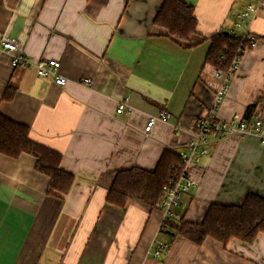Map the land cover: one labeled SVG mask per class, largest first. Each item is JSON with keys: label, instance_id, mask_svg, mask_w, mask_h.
I'll use <instances>...</instances> for the list:
<instances>
[{"label": "crops", "instance_id": "0c3cea01", "mask_svg": "<svg viewBox=\"0 0 264 264\" xmlns=\"http://www.w3.org/2000/svg\"><path fill=\"white\" fill-rule=\"evenodd\" d=\"M195 33L168 35L154 23L163 0H0V33L15 37L31 60H57L68 78L57 86L33 67L0 55V114L26 126L30 140L60 153L75 176L62 198L25 152L0 153V264H264V232L251 243L232 238L193 243L160 229L161 212L136 199L105 202L117 171L155 168L164 150L179 151L212 98L210 36L231 33L253 0H181ZM231 76L217 120L254 109L264 121V11ZM89 79L90 85L83 80ZM124 100L131 111L116 112ZM156 120L146 135L144 125ZM206 153L187 166L198 182L180 194L172 221L200 223L209 205L264 198V143L255 134L207 137ZM167 230V229H166ZM168 242L158 257L153 238Z\"/></svg>", "mask_w": 264, "mask_h": 264}, {"label": "trees", "instance_id": "16d2710c", "mask_svg": "<svg viewBox=\"0 0 264 264\" xmlns=\"http://www.w3.org/2000/svg\"><path fill=\"white\" fill-rule=\"evenodd\" d=\"M154 23L163 27L169 36L179 39H187L196 29L192 7L181 0H163ZM208 39L210 47L205 61L214 67H229L238 50L251 44L226 32H218ZM253 109V105L246 108V120H249ZM22 152L32 155L35 170L48 177L47 194L62 198L68 193L75 176L60 167V153L30 140L26 126L0 114V153L15 158ZM179 165L178 152L166 149L152 170L132 167L117 171L105 202L122 208L130 199H136L150 207H157ZM165 223L167 228L162 230L170 236L178 234L197 244L208 238L222 244L232 238L251 243L258 232H264V198L248 192L239 204L212 203L200 223L175 222L172 219Z\"/></svg>", "mask_w": 264, "mask_h": 264}, {"label": "built area", "instance_id": "2783aa9c", "mask_svg": "<svg viewBox=\"0 0 264 264\" xmlns=\"http://www.w3.org/2000/svg\"><path fill=\"white\" fill-rule=\"evenodd\" d=\"M260 11H264V0H253L252 3H247L237 15L232 35L239 37L241 41L252 42L251 23ZM242 51L243 49L238 50V55L233 58L229 67H213L212 77L209 81L212 89V99L206 108V112L194 122L191 138L178 151L180 158L178 172L168 182V186L158 205L162 219L171 218L173 209L178 205V198L182 192L187 191L190 187L198 186V182L187 173V166L206 153L205 143L209 134H255L264 143V121L261 119L255 118L248 121L243 114L236 112L224 120H217L216 118V111L226 95L229 80L238 66ZM2 54H6L10 58V66L13 68L33 67L36 69L38 76H49L51 82L57 86H64L68 82V78L58 72L60 64L57 60H31L21 52L20 43L15 37L0 33V55ZM83 82L90 85L89 79H85ZM123 110L130 112L131 107L124 100H120L118 101L116 112L121 113ZM156 120L167 121V117L164 115L151 116L144 125V133L146 135L150 132ZM151 247V253L156 256L160 250L166 247V244L164 242H155L154 247L152 245Z\"/></svg>", "mask_w": 264, "mask_h": 264}, {"label": "rangeland", "instance_id": "374dc122", "mask_svg": "<svg viewBox=\"0 0 264 264\" xmlns=\"http://www.w3.org/2000/svg\"><path fill=\"white\" fill-rule=\"evenodd\" d=\"M245 7V6H244ZM244 9V8H243ZM242 9V10H243ZM241 10V11H242ZM253 36V35H252ZM217 67H221V66H217ZM224 68V67H223ZM234 73V72H233ZM233 75V74H232ZM230 80H231V78H230ZM230 80H229V84H230ZM229 87V86H228ZM228 91V90H227ZM226 94H227V92H226ZM226 96V95H225ZM225 96H224V98H225ZM224 98H223V100H224ZM212 99V98H211ZM223 100L221 101V103L223 102ZM221 103L219 104V106L221 105ZM219 108V107H218ZM204 112H206V110L204 111ZM201 116V115H200ZM199 116V117H200ZM198 117V118H199ZM197 118V119H198ZM262 120V119H261ZM196 121V120H195ZM213 134H215V133H212V134H209V135H213ZM183 193V192H182ZM162 199V198H161ZM161 199H160V201H161ZM160 201H159V203H158V205L160 204ZM158 205H157V207H158ZM169 219H171V218H169ZM168 219H162V217H161V220H160V229L161 228H163V225H164V223L167 221ZM166 224V223H165ZM155 242H164L163 240H160V239H158V238H153V240H152V242H151V245L154 247V244H155ZM165 244H166V247L164 248V249H162V250H160L158 253H157V255L156 256H154V254H151V255H153V257H158L159 255H160V253L162 252V251H164L168 246H169V243L168 242H164ZM150 248H152V247H150Z\"/></svg>", "mask_w": 264, "mask_h": 264}]
</instances>
